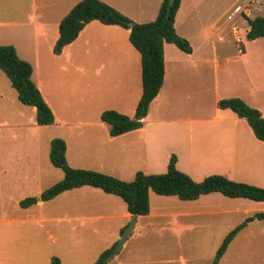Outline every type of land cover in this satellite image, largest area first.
Masks as SVG:
<instances>
[{"label":"rangeland","instance_id":"rangeland-1","mask_svg":"<svg viewBox=\"0 0 264 264\" xmlns=\"http://www.w3.org/2000/svg\"><path fill=\"white\" fill-rule=\"evenodd\" d=\"M79 1L0 0V45L14 46L18 56L34 67L32 79L57 112V118L66 122L88 120L93 125L85 127L96 128L94 121L100 120V114L106 110L134 116L142 87L140 56L126 29L99 21L88 23L73 45L61 54H54L59 23ZM103 2L132 21L145 23L156 18L163 0ZM255 16H264V0H183L174 27L195 49V56H208L200 50L204 47L221 49L229 56L237 45L234 28L245 46L264 47V38L248 43L245 40L244 33L249 28L246 18ZM132 51L138 56L137 64ZM170 76L171 84L179 83ZM224 78L219 72L215 81L213 73L206 69L200 92L211 96L218 89L220 96H226L222 98L250 93L248 80L234 82ZM207 104L210 105V100ZM68 131L67 124L57 121L48 126L38 125L36 112L19 101L9 78L0 70V264H52L53 257H59L63 264H93L107 249L108 242L117 236L125 220L121 217L126 210L125 202L90 186L28 207L20 205L25 198L39 197L44 189L62 179L63 171L49 160V147L53 138H62ZM72 148L70 164L78 156L75 144ZM123 164L127 166L122 167ZM253 165L247 174L241 169L240 180L247 175L245 180L261 187L257 184H264V169L261 171ZM82 169L95 170L94 166ZM103 170L102 173L125 181L134 178L130 170L159 174L135 158ZM150 193L154 213L185 206L176 196L158 195L152 190ZM213 199L214 204L221 206L231 200L220 193ZM233 201L236 202L227 203L238 208H264V203L259 201L245 198ZM235 218L234 224L219 219L216 226L208 228H193L199 217H191L189 222L179 219L174 222L165 215L142 219L141 224L149 221L154 227L133 232L121 250V260L124 264H210L226 234L246 219L240 214ZM167 221L171 226L163 230ZM182 224L191 228L179 230L176 225ZM219 264H264V222L256 220L241 230Z\"/></svg>","mask_w":264,"mask_h":264},{"label":"crops","instance_id":"crops-1","mask_svg":"<svg viewBox=\"0 0 264 264\" xmlns=\"http://www.w3.org/2000/svg\"><path fill=\"white\" fill-rule=\"evenodd\" d=\"M182 4L183 0H181L175 16V26L178 22ZM84 28L77 38L65 46L63 50L78 40ZM126 30L129 35V30ZM248 30H245V37ZM233 31L236 36L234 41L235 43L237 42V45L235 49L229 52V56L228 52L210 47L200 49L202 53L204 51L208 56H195V49L193 48L191 53H185L177 47L170 46L171 43L165 42L163 83L157 96L149 104L147 115L142 120V127L118 136H111L109 133L110 125L102 122L101 119L94 121L96 128H90L85 127V125H93V122L88 120L66 122L57 118V112L52 108L50 102L43 95L44 92L39 89L35 82L45 102L53 112L54 122L64 123L69 127L68 133L62 137L66 143V157L69 165L74 168L94 166L95 171L103 172V168H115V164L118 162L122 164L125 160L129 161L135 158L140 159L142 164L148 169L151 168L156 172L162 173L167 169L169 159L174 154L176 156V167L196 181H201L212 174H221L234 181L239 180L254 184L252 181L245 180L247 175H244V179L240 180L241 169L244 170L245 174L248 173L253 164V167H259L261 171L264 169V141L255 136L244 118H240L229 108H220L218 106V101L223 99L222 97H226L220 96L218 89H215L211 96L200 92L203 71L206 69L213 73L215 81L219 72L225 76V81H229L227 79H231L234 82L248 80L251 85V91L249 94L247 93L248 96L238 93L235 94V97L258 109L264 117V47L245 46L239 31L236 28ZM261 38L264 37H258L253 40H249L246 37L245 40L248 43L256 42ZM132 52L135 55V59L137 58L135 63L137 64L139 61L138 56L134 51ZM139 62L141 66V58ZM76 68L82 70L81 66H76ZM169 70L171 71V76L170 74L169 76L179 80V83H170L168 80ZM34 73L35 69L33 67L32 78ZM207 100H210V105L207 104ZM31 107L36 112V108ZM180 113L183 114L181 115ZM67 135L72 138L69 139ZM73 144L78 150V156L74 163L70 164L69 150H71ZM83 147L84 149H82ZM256 159L258 161L254 162ZM126 166V164L122 165V167ZM134 171L130 170L131 175L134 174L135 176L136 172ZM144 171L146 170L144 169ZM262 180L261 182H263ZM257 185L264 187L263 183ZM84 187L86 186L62 192L55 198ZM95 190L101 189L95 188ZM95 190L94 192H96ZM217 194L219 193L214 192L202 195L196 200H183L185 206L171 212L158 211L154 213L150 203V211L147 215H136L135 228L129 234L124 245L128 242L133 232H141L146 227H154L155 224L149 221L141 224L140 220L142 219L150 220L157 216L165 215V217L169 216L172 218L174 222H178V219L180 222H189L191 217H199L201 219L194 222L193 228H208L216 226L219 219L231 225L234 224L236 215L240 214L243 217L242 219H245L246 215L251 216L256 212H264V208H238L227 203L236 202L233 200L237 198H229L231 200L227 202L222 199L226 203L224 202L223 206L216 205L212 201H215L213 198H216ZM150 199L151 193H149V201ZM260 203H264V201ZM110 216L112 217V215ZM131 216L132 214L127 211V208L123 210L121 217L125 220L120 225L117 236L115 235L108 242L107 248L117 242L123 232L122 230L129 224ZM96 217L103 216L97 215ZM86 218L93 219V216H86ZM254 221L256 220L247 223L243 229ZM166 224L162 228L163 230H169L171 226L168 221ZM84 225L86 224L84 223ZM176 226L182 231L185 230L184 228H191L189 225L184 224ZM124 245L115 256L110 258L109 262H116V264L125 263L120 257Z\"/></svg>","mask_w":264,"mask_h":264},{"label":"trees","instance_id":"trees-1","mask_svg":"<svg viewBox=\"0 0 264 264\" xmlns=\"http://www.w3.org/2000/svg\"><path fill=\"white\" fill-rule=\"evenodd\" d=\"M179 5L180 0H174L172 6L168 8V0H163L154 20L136 23L102 0H80L61 19L58 27L59 36L53 46L54 54H60L65 46L77 38L86 24L94 20L105 25H118L128 29L130 43L140 54L142 94L134 116L130 117L113 109L103 111L100 115L101 121L110 125L111 136L142 127V120L147 115L149 104L157 96L163 83L164 43L174 44L185 53L192 52L189 41L180 36L174 27ZM247 21L249 24L247 39L264 37V16L247 18ZM0 70L9 78L19 101L36 108L37 124L41 126L53 124V112L32 80L33 67L18 56L14 46L0 45ZM218 106L229 108L237 116L244 118L255 136L264 141V117L258 109L238 97L220 99ZM49 160L53 166L63 171V178L44 189L39 197L33 196L22 200L20 202L22 207L31 206L38 201H49L62 192L82 186L99 188L107 194L121 198L126 204L127 211L132 215L149 213L151 190L158 195L176 196L180 200H196L202 195L218 192L228 198L264 201V187L234 181L221 174L209 175L201 181L194 180L176 167L174 154L169 159L165 173L147 174L137 171L131 181L95 170L70 166L66 157V143L62 138L57 137L50 141ZM253 220L264 222V212L254 213L228 232L210 264H219L229 244L247 223ZM116 244L117 242L102 251L93 264H107ZM52 264L62 263L59 257H53Z\"/></svg>","mask_w":264,"mask_h":264},{"label":"water","instance_id":"water-1","mask_svg":"<svg viewBox=\"0 0 264 264\" xmlns=\"http://www.w3.org/2000/svg\"><path fill=\"white\" fill-rule=\"evenodd\" d=\"M174 0H168V8H170L173 4ZM136 218L137 216L134 214L131 216V219L129 221V224L124 228L119 241L115 245L114 249L112 250L110 254V258L115 256L119 249L124 245V243L127 241L129 234L134 230L135 224H136Z\"/></svg>","mask_w":264,"mask_h":264}]
</instances>
